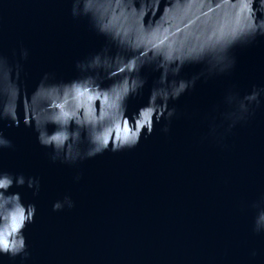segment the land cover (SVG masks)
<instances>
[{
	"label": "water",
	"instance_id": "95a60500",
	"mask_svg": "<svg viewBox=\"0 0 264 264\" xmlns=\"http://www.w3.org/2000/svg\"><path fill=\"white\" fill-rule=\"evenodd\" d=\"M83 2L0 0V67L26 92L41 81L102 79L105 61L134 55ZM190 2L131 6L144 10L149 27L165 9ZM204 2L215 7L219 0ZM143 60L136 75L144 84L129 98V112L153 88L186 87L169 95L165 115L133 149L86 158L84 142L79 156L66 159L40 145L22 119L18 127L0 119L8 141L0 145V176L12 179L5 195L19 193L36 209L23 229L24 248L0 255V264H264V35L173 63L163 85L160 57ZM115 129L123 135L118 123Z\"/></svg>",
	"mask_w": 264,
	"mask_h": 264
},
{
	"label": "clouds",
	"instance_id": "9594fccd",
	"mask_svg": "<svg viewBox=\"0 0 264 264\" xmlns=\"http://www.w3.org/2000/svg\"><path fill=\"white\" fill-rule=\"evenodd\" d=\"M83 8L101 22L103 31L134 55L105 61L102 79L85 74L70 81H41L31 93L13 79L8 68L0 67V119L7 118L15 127L22 119L25 126L38 133L40 145L63 151L66 159L79 156L84 142L85 156L92 158L106 151L133 149L142 137L152 134L165 115L169 95L178 96L186 85L181 81L171 92L164 87L153 88L147 102L129 112V98L144 84L136 74L149 53L160 57L163 85L168 66L173 63L180 65L203 57L208 50L212 55L222 53L242 37L264 35V0H219L215 7L204 0H191L183 7L178 5L179 10L165 9L160 21L149 27L143 22L144 10L138 12L131 0H84ZM94 64L101 66L98 57ZM116 76L120 79L114 80ZM104 79L112 82L103 86ZM117 123L123 135L116 134ZM105 128L111 131L102 136ZM7 143L0 131V145ZM11 186L10 176H0V255L15 256L25 246L23 229L34 220L36 209L24 205L19 193L5 195ZM260 219L264 220V214Z\"/></svg>",
	"mask_w": 264,
	"mask_h": 264
}]
</instances>
